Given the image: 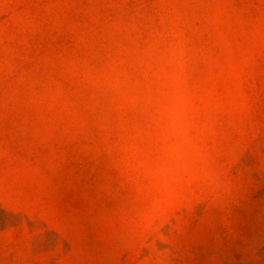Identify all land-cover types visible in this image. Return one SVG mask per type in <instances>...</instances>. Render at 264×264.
I'll list each match as a JSON object with an SVG mask.
<instances>
[{"label":"rangeland","instance_id":"obj_1","mask_svg":"<svg viewBox=\"0 0 264 264\" xmlns=\"http://www.w3.org/2000/svg\"><path fill=\"white\" fill-rule=\"evenodd\" d=\"M162 4L185 21L212 154L237 195L177 203L145 229L64 67L117 14ZM0 264H264V0H0Z\"/></svg>","mask_w":264,"mask_h":264},{"label":"clouds","instance_id":"obj_2","mask_svg":"<svg viewBox=\"0 0 264 264\" xmlns=\"http://www.w3.org/2000/svg\"><path fill=\"white\" fill-rule=\"evenodd\" d=\"M184 23L164 4L154 14H117L90 56L64 67L79 85L81 119L106 134L115 166L134 184L145 229L177 203L211 198L226 205L237 195L232 181L222 178L226 170L216 167L213 109L194 77L199 57L186 47ZM226 102L237 106L238 93Z\"/></svg>","mask_w":264,"mask_h":264}]
</instances>
